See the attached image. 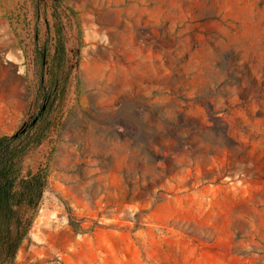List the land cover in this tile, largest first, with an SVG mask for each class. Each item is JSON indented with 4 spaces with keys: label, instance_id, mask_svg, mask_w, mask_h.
<instances>
[{
    "label": "rangeland",
    "instance_id": "obj_1",
    "mask_svg": "<svg viewBox=\"0 0 264 264\" xmlns=\"http://www.w3.org/2000/svg\"><path fill=\"white\" fill-rule=\"evenodd\" d=\"M53 86L13 264H264V0H0V135Z\"/></svg>",
    "mask_w": 264,
    "mask_h": 264
},
{
    "label": "trees",
    "instance_id": "obj_2",
    "mask_svg": "<svg viewBox=\"0 0 264 264\" xmlns=\"http://www.w3.org/2000/svg\"><path fill=\"white\" fill-rule=\"evenodd\" d=\"M59 53L64 54L62 44H59ZM41 54L44 59L46 47ZM41 85L44 87L43 82ZM56 97L54 86L43 91L37 114L13 133L0 135V264L14 263L47 188L46 170L25 171L24 162L51 128L45 112Z\"/></svg>",
    "mask_w": 264,
    "mask_h": 264
},
{
    "label": "crops",
    "instance_id": "obj_3",
    "mask_svg": "<svg viewBox=\"0 0 264 264\" xmlns=\"http://www.w3.org/2000/svg\"><path fill=\"white\" fill-rule=\"evenodd\" d=\"M16 72H17V74H21V69H16ZM5 106V108H6V115L8 114V115H10L11 114V111L10 110H8V107H7V105L5 104L4 105ZM8 122L10 123V120H8ZM7 123H5V125H6ZM10 126H11V123L9 124ZM3 132H10V131H12V128H3Z\"/></svg>",
    "mask_w": 264,
    "mask_h": 264
}]
</instances>
